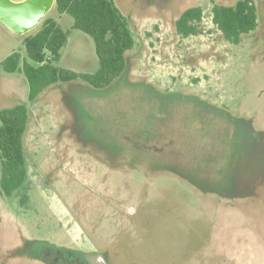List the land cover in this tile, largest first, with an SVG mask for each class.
Returning <instances> with one entry per match:
<instances>
[{"label":"rangeland","instance_id":"1","mask_svg":"<svg viewBox=\"0 0 264 264\" xmlns=\"http://www.w3.org/2000/svg\"><path fill=\"white\" fill-rule=\"evenodd\" d=\"M113 1L134 43L127 72L104 90L57 83L30 101L24 74L2 65L13 51L25 56V34L0 22V110L27 108L26 178L10 196L0 191V247L13 242L17 221L29 236L108 245L111 264H264V146L234 120L253 118L264 131V0H253L257 27L236 44L212 22V7L238 0ZM189 7L202 9L201 32L182 37L175 21ZM45 17L70 30L56 65L93 73L92 39L54 6ZM142 83L215 108L152 99ZM199 119L203 130L191 131ZM95 225L100 245L85 239Z\"/></svg>","mask_w":264,"mask_h":264},{"label":"trees","instance_id":"2","mask_svg":"<svg viewBox=\"0 0 264 264\" xmlns=\"http://www.w3.org/2000/svg\"><path fill=\"white\" fill-rule=\"evenodd\" d=\"M53 6L58 13H67L73 18L71 29H77L92 39L98 58V68L93 73H79L57 66L60 49L67 43L70 30L62 29L54 18L45 17L33 34L23 36L25 56H22L19 51H13L2 61L6 72L24 74L29 86V100L33 101L40 91L52 84H70L79 81L94 90H104L119 77L121 79L128 70L126 53L132 48L134 39L127 18L120 12L114 1L55 0ZM201 18L200 7L185 9L175 21L177 34L182 37L199 34ZM257 19V9L253 0H238L233 5L216 4L212 7V22L225 39L235 44L238 43L241 35L256 29ZM199 102L202 105L197 107V110L215 108L203 99H199ZM233 118L230 116V119ZM235 119L253 132L255 127L253 118ZM200 120H197V124L191 125V131L203 130ZM26 123V106L17 105L0 110L1 188L6 194L17 189L24 180L22 138ZM143 171L150 175L148 168H143ZM259 184L258 188L262 189L264 194V180ZM239 207L244 208V204Z\"/></svg>","mask_w":264,"mask_h":264},{"label":"flooded vegetation","instance_id":"3","mask_svg":"<svg viewBox=\"0 0 264 264\" xmlns=\"http://www.w3.org/2000/svg\"><path fill=\"white\" fill-rule=\"evenodd\" d=\"M118 81H120V77L116 79L112 85ZM141 85L149 90L152 99L154 98L158 101L182 100L186 102L191 101L193 106L201 107L202 105L199 102V99L201 98L198 99V96L195 95L180 93L170 94L157 90L148 83H142ZM252 133L261 139L262 145L264 146V131L254 127ZM93 160L97 163L96 166H102L105 169L114 167V163L109 162L103 157H97V159ZM24 170V180L17 189L23 185L26 178L25 158ZM115 170H118V168H115ZM0 191L1 193H5L1 188V185ZM12 192L9 194L5 193V195L10 196ZM16 222L17 221H13L12 224L13 242L7 247H0V259L3 262L2 264H111L110 262L114 261L116 258L109 247H107L108 245L103 244L100 248L94 246L85 248L76 246L73 242L61 241L59 238L53 239V237L49 236L33 237L29 236L23 230V227ZM99 230V225L93 226V228H91V237H86V242L90 243V245L102 244L97 236ZM18 249L20 250V253L16 252Z\"/></svg>","mask_w":264,"mask_h":264},{"label":"water","instance_id":"4","mask_svg":"<svg viewBox=\"0 0 264 264\" xmlns=\"http://www.w3.org/2000/svg\"><path fill=\"white\" fill-rule=\"evenodd\" d=\"M55 0H0V22L17 35L36 28Z\"/></svg>","mask_w":264,"mask_h":264}]
</instances>
